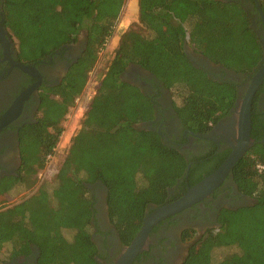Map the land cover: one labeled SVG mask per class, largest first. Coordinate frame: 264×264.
I'll return each instance as SVG.
<instances>
[{
  "label": "trees",
  "instance_id": "16d2710c",
  "mask_svg": "<svg viewBox=\"0 0 264 264\" xmlns=\"http://www.w3.org/2000/svg\"><path fill=\"white\" fill-rule=\"evenodd\" d=\"M2 25L23 63H38L77 42L86 48L61 82L46 88L35 124L20 131L21 169L0 180V202L15 188L32 189L38 173L64 132L62 122L82 93L98 55L113 36L126 0H0ZM255 12L256 2L252 0ZM264 13V0H258ZM139 28L125 31L106 75L85 112L81 129L58 168L54 182L4 209L0 208V264L39 249L38 264H100L92 240L94 202L88 185L106 188L110 222L129 245L151 205L177 199L214 172L231 149L188 158L157 130L140 128L152 118L154 102L121 78L130 63L140 65L171 93L186 128L206 134L238 101V86L214 80L189 60L185 46L211 63L239 75L253 73L263 45L247 11L223 0H138ZM259 22L261 23L260 16ZM178 101H177V100ZM253 144L232 169L239 191L253 203L223 209L216 230L189 250L182 264H264V118L257 96L252 104ZM190 166V168H189ZM189 168V169H188ZM188 233V232H187ZM9 245L8 258L2 256ZM219 249L232 253L215 261Z\"/></svg>",
  "mask_w": 264,
  "mask_h": 264
},
{
  "label": "flooded vegetation",
  "instance_id": "af4514ba",
  "mask_svg": "<svg viewBox=\"0 0 264 264\" xmlns=\"http://www.w3.org/2000/svg\"><path fill=\"white\" fill-rule=\"evenodd\" d=\"M223 1L237 2L244 7L250 16L252 26L260 36L264 49L263 22H259L258 17L261 18V15L258 8V13L255 12L252 0ZM0 26L4 27L1 18ZM3 36H1L0 30V117L11 109H13L14 117L6 126L0 128V180L18 176L22 162L20 131L25 126L37 122L40 116L42 97L46 93L44 87H55L61 82L70 65L85 50L87 41V34L83 40L79 35L77 42L67 45L55 55L46 57L38 63H23L16 55L13 40L7 33ZM185 51L193 65L206 72L209 77L214 80L235 82L238 86V100L240 101L245 96L252 77L264 65L263 56L260 66L253 73L239 75L211 63L203 55L190 50L188 46H185ZM16 63L34 67L39 76L25 72ZM121 78L138 87L154 102L153 117L140 123V128L157 130L160 135L162 132V139L175 146L188 158L204 155L212 151L214 146L217 147L218 152L231 149L230 145L236 132L232 111L219 121L210 132L206 133L209 138L205 139L202 138L205 134L193 132L184 126L176 112L170 91L150 72L140 65L130 63L121 74ZM27 91H29L28 95L25 96L22 107L19 108L17 104L19 98ZM255 96H257L258 113L261 118H264V79L253 98ZM39 182L42 181L39 179ZM180 184L181 179L175 187L169 190V202L151 205L147 214L183 196L184 194L173 199L177 193L181 192L177 189ZM88 187L91 189L94 202L92 240L98 250V261L100 264H115L128 245L122 242L117 230L109 220L106 188L99 182L88 185ZM251 203H253L252 199L239 191L232 174H230L212 194L202 201L157 223L150 232L144 250L135 257L132 264H182L186 260L191 246L198 239L208 231L219 228L218 218L223 209H236ZM38 257L39 249L32 245L28 254L10 257L7 264H38Z\"/></svg>",
  "mask_w": 264,
  "mask_h": 264
},
{
  "label": "water",
  "instance_id": "95a60500",
  "mask_svg": "<svg viewBox=\"0 0 264 264\" xmlns=\"http://www.w3.org/2000/svg\"><path fill=\"white\" fill-rule=\"evenodd\" d=\"M255 2L260 12L264 28V13L261 9L260 4L258 3V0H255ZM0 30L2 37H4L3 35H5L6 33L8 34L4 27L0 26ZM9 38L11 37L9 36ZM16 65L29 74L39 76L36 69L30 65L21 63H16ZM263 79L264 65L252 77L250 86L243 99L241 101L238 100L235 107L232 109V120L236 126V132L233 137V142H231L230 145L231 152L225 159V161L214 172L203 178L194 186L189 187L184 195L178 198L176 201L162 205L156 208L153 212L147 214L143 219L140 230L132 239L130 244L125 248L122 255L116 260L115 264H132L135 257L144 250L150 232L157 223L202 201L204 198L212 194L216 190V188H218L231 174L235 164L240 160L241 157L245 155V153L253 144L251 138L252 101L253 96L257 89L260 87ZM28 92L29 91L25 92L19 98V103H17L19 108L22 107V102L26 98L25 96L28 95ZM12 110L13 109L9 110L0 117V128L6 126L13 119L14 115L12 114ZM161 135H163L162 132ZM202 138L208 139L209 135L205 134L202 136Z\"/></svg>",
  "mask_w": 264,
  "mask_h": 264
},
{
  "label": "rangeland",
  "instance_id": "374dc122",
  "mask_svg": "<svg viewBox=\"0 0 264 264\" xmlns=\"http://www.w3.org/2000/svg\"><path fill=\"white\" fill-rule=\"evenodd\" d=\"M134 1L135 0H126L113 36L107 41L104 48L99 52L98 61L95 67L89 73L82 93L76 99L74 106L70 108L69 112L65 116L62 122L64 132L55 149V153L47 161L45 168L40 170V172L38 173V179H40L42 182H38L32 189H26L23 187L15 188L11 193L3 197L4 199L0 202V208L3 207L4 209L6 207H9L11 204H14L21 199L34 194L38 190L39 186H42L44 184L50 186L54 182L58 168L60 167V164L64 160L70 148L72 138L82 127V123L85 118V112L96 92L99 81L106 75L111 62L115 57L116 49L118 47L121 35L131 28H139L140 24L138 0H136V6ZM85 37L86 31L83 30L80 34V39L83 40ZM186 46H188L190 50H193L191 46ZM10 248L11 247L9 245L4 248V253L2 255L4 259L8 258ZM229 253H232V249H219L214 253L213 259L215 261L221 260Z\"/></svg>",
  "mask_w": 264,
  "mask_h": 264
},
{
  "label": "built area",
  "instance_id": "2783aa9c",
  "mask_svg": "<svg viewBox=\"0 0 264 264\" xmlns=\"http://www.w3.org/2000/svg\"><path fill=\"white\" fill-rule=\"evenodd\" d=\"M259 169H264V166L259 165Z\"/></svg>",
  "mask_w": 264,
  "mask_h": 264
},
{
  "label": "bare ground",
  "instance_id": "6f19581e",
  "mask_svg": "<svg viewBox=\"0 0 264 264\" xmlns=\"http://www.w3.org/2000/svg\"><path fill=\"white\" fill-rule=\"evenodd\" d=\"M134 3H135V6H136V0L134 1ZM132 6V5H131ZM130 20V19H129ZM128 25V24H127ZM124 26H126V25H124ZM68 139V138H67Z\"/></svg>",
  "mask_w": 264,
  "mask_h": 264
}]
</instances>
